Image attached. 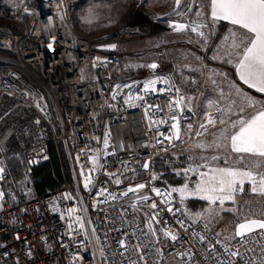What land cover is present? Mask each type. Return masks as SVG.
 I'll return each mask as SVG.
<instances>
[{
	"label": "built area",
	"instance_id": "obj_1",
	"mask_svg": "<svg viewBox=\"0 0 264 264\" xmlns=\"http://www.w3.org/2000/svg\"><path fill=\"white\" fill-rule=\"evenodd\" d=\"M68 2L33 0V7L27 8L30 14L23 8L28 14L26 21L8 15L23 22L18 30L0 28V51L12 56V65L0 71V97L6 95L29 106L50 128L51 141L56 146L59 142L66 145L75 178L74 184L65 180L53 191L31 196L12 178L0 149V167L4 169L0 176V192L4 193L0 200V264H227L228 260L264 264V239L257 233L243 243L239 237L223 241L206 223L190 219L173 198L172 212L167 211V204L159 203L161 197L151 189L168 190L153 179L152 166L179 139H164L170 135L173 121L160 125L152 122L169 115L167 104L178 99L176 89L179 96L184 94L171 72L156 69L143 77L113 81L110 67L119 60L117 52L123 41L135 37L136 32L83 35L70 20ZM198 10L194 6L192 15ZM194 21L199 23L192 17H156L151 26L157 31L153 29L152 34L192 33L201 43L202 38L190 28L177 32L170 26L192 25ZM201 31L204 33V28ZM158 77L169 83H158L156 92L144 93V82ZM116 85L121 87L117 89ZM128 95L144 99L125 103ZM213 102L210 114L219 120L221 107ZM149 105H159L161 110L149 109ZM189 107L175 109L181 131L187 124L196 127L197 103ZM212 127L209 125L207 130ZM98 153L93 170L91 158ZM23 156L30 175L49 159L47 142L25 148ZM86 176L92 181L88 189L84 187ZM117 179L119 184L115 183ZM141 183L146 185L144 189L123 194ZM101 189L104 195H100ZM142 195L151 199L145 203L139 199ZM152 202L157 203L156 209L149 207ZM69 208L77 209L72 219ZM156 213L159 222L150 220ZM77 216L84 221L83 228L76 223ZM163 229L177 239L165 236ZM121 240L126 247L120 246ZM225 246L232 251L239 249L243 258L228 256Z\"/></svg>",
	"mask_w": 264,
	"mask_h": 264
},
{
	"label": "rangeland",
	"instance_id": "obj_2",
	"mask_svg": "<svg viewBox=\"0 0 264 264\" xmlns=\"http://www.w3.org/2000/svg\"><path fill=\"white\" fill-rule=\"evenodd\" d=\"M174 2L175 0H69L68 12L73 26L83 35L94 36L113 31L128 32L130 30L136 32L135 37L123 41L117 54L119 60L110 67L113 81L146 76L153 71V69L146 66L151 63L158 65L156 70L169 72L173 69L179 72V77L193 79V76L197 74L190 67L193 63H197L202 69L201 63L207 67V47L204 40L205 30L204 38L200 41L201 43L195 40L192 33L183 32L165 36L152 34L153 28L151 21L156 17L176 16L180 20H186L191 17L194 20L196 19L195 16H192V10L194 6H198L200 11L201 6L199 0H195V3L191 4V11L188 10V5L191 3V0H182L180 8L178 9L174 6ZM1 3L6 5V8H9V16L18 15L22 18V21H26L28 18V14L23 12V8L31 9L33 7V0H0ZM178 12L183 13V15H177ZM6 20L18 28L23 23L21 20H13L10 17H7ZM200 44H202V47ZM0 58H5L4 60L12 62V58L3 56H0ZM177 62L181 64H177ZM198 73L200 74V79L206 76V73L204 74L200 69ZM174 76L176 77V73H174ZM191 84L194 86V83ZM181 91L184 94V105L186 108L194 102L197 103L198 120L196 127L192 126L190 131L187 128L188 124L184 126L176 146L155 159L161 158L163 160L162 163L171 169L172 181L168 183L161 182V185L168 191L173 187H182L184 183H188L190 187H194L198 177L191 172L185 177L183 171L190 165L192 167L200 164H209L214 167L241 166L236 162V157L229 154L225 148H216L213 141L220 136L222 129H227V134L231 132V123L234 121L229 118L235 112L239 114L240 108H248L246 104L241 106L242 103L240 102L244 100L239 96L233 98L236 94L234 90H229L226 85H222L221 92L227 98L226 100L229 104H223L221 106V104L216 102L220 105L221 110H223L220 118L225 119L227 123L224 125L217 123L216 126L204 132L200 129L199 125L206 123V115L214 110V99L210 98V102L213 103L205 109L202 104L206 99L207 89H190L189 93L195 92L194 96L188 95L189 93L185 92L184 89H181ZM8 98L1 96L0 104ZM229 106H231L232 115L225 114ZM13 118L14 114H6L0 111V132L3 131L0 140V149L4 154L5 141H11L13 133H15V138L18 134L13 131V128L5 130L6 124L9 127ZM197 131L203 134L197 136ZM197 144H203L205 147L197 148ZM212 156H218L219 160L213 161L211 159ZM5 158L7 163L6 155ZM225 159L228 161L227 164L224 163ZM206 170L205 168L200 169V171ZM153 174L156 176L154 172ZM156 181L159 182L158 178ZM172 198L176 203L181 204L178 193H173ZM185 201L181 205L187 214H191L189 217L194 221L206 223L223 241L234 239L232 237L236 231V226L238 223L243 222L245 217L264 219V196L253 194L248 184H245L243 193L237 194L235 204L231 202L225 203L224 208L228 210H221L219 205H213L211 206L213 211L210 214L206 211L209 205L204 201L205 207L203 211L197 212L202 214L198 217L196 213L189 212Z\"/></svg>",
	"mask_w": 264,
	"mask_h": 264
},
{
	"label": "snow or ice",
	"instance_id": "obj_3",
	"mask_svg": "<svg viewBox=\"0 0 264 264\" xmlns=\"http://www.w3.org/2000/svg\"><path fill=\"white\" fill-rule=\"evenodd\" d=\"M182 0H175V7L178 9ZM195 0H191L188 5V10L191 11V4H194ZM210 19L216 23L225 21L233 26V30H230L229 35L224 37V40L228 43V55H235L237 57V62L235 63V68L239 79L243 84L247 85L248 88L254 89L256 92L264 94V0H210ZM25 12H29L27 8L24 9ZM202 10L196 12L197 17L202 16ZM177 15H183V13H177ZM175 31L183 32L190 28L193 33H196L201 38H204V33L201 29L208 27L206 23L193 22L192 25L185 23H173L170 25ZM235 29L242 30V33H238ZM246 34V35H245ZM115 47V45L111 46ZM147 67L155 70L158 65L156 63H151L146 65ZM158 83L168 84L169 80L164 77H158L154 79H149L143 84L144 93L156 92V85ZM121 86L116 85L119 89ZM124 87H132V85H124ZM171 90V86H169ZM161 93L164 91L160 90ZM178 99L172 100L167 104L169 115L160 121H153L156 125L167 123L171 120L173 123L170 125L171 133L170 135L164 136V139L170 142L174 139H180L181 128L180 120L176 115V108H182L184 105V97L179 96V89H176ZM236 94L241 96L246 102L247 107L253 108L257 106V101L247 94L241 93L239 88H236ZM221 95L223 93L221 92ZM115 99V95H113ZM144 97L140 95L132 96L128 95L125 103H130L133 100H143ZM210 102V106H211ZM149 109L155 107L157 111H160L159 105H149ZM191 111V108H188ZM218 111H223L218 109ZM231 106L227 109L226 115L231 114ZM243 111V108H240ZM217 123L224 125L227 121L223 118L219 120L212 117L211 114L206 115V123H201L199 125L200 129L207 131L209 125L215 126ZM188 130L192 129V125H187ZM231 128L233 131L230 135L227 134V129H222L220 136L213 141L216 148H227L231 154H235L236 162L240 164L237 166H227V167H214L209 164H200L196 167L191 165L184 169V175L187 177L188 173L191 172L196 175L198 179L196 180L194 187H190L188 183H184L182 187H173L169 191H161L159 188L153 187L151 190L156 194V196L161 197L159 201L160 204H167V211L172 212V194L178 193L180 198V203L186 199L194 198L206 201L209 208L206 209L208 213H212L213 205H219L221 210H228L224 208L226 202L236 203V196L238 193H243L245 190V184L250 186V190L253 194L264 196V104L259 105V110L251 115L249 118H239L231 123ZM200 131L196 132L197 136L202 135ZM160 135H164L160 133ZM105 147L108 146V139H104ZM197 148H204L205 145L197 144ZM93 156L92 163L94 165L93 170L97 166V158ZM213 161L219 160L218 156H212ZM225 164L228 163L227 159L224 161ZM144 168L148 167V164L143 165ZM205 168L206 171H200V169ZM4 169L0 167V173H3ZM179 175V173H177ZM83 175V173H82ZM2 178V177H0ZM158 177L153 176V179ZM91 178L85 177L84 187L89 188L91 184ZM115 183L119 184L120 180L117 179ZM146 187L145 184L141 183L135 188L129 187L123 194L125 196L130 192H137ZM105 190H100V195H104ZM112 199L116 197L108 193ZM4 193L0 192V200H3ZM65 198H69L68 195ZM139 199L147 203L151 197L148 195H142ZM149 207L152 209L157 208V203L152 202ZM77 211L76 208L68 209V216L72 219V214ZM188 215H191L188 213ZM199 217L202 214L196 213ZM159 213L150 216L151 221H157ZM76 223L80 225L81 228L84 227V221L80 217L74 218ZM149 229L155 234V230L152 229L151 223L148 225ZM69 229L71 231L72 225L69 224ZM94 231V230H93ZM164 235L169 237L171 240L175 241L177 236L172 234L168 229H163ZM253 233H257L262 239H264V219L247 218L240 222L236 226V231L234 233L235 237H239L243 243L246 238H250ZM204 238L201 237V240ZM122 248L126 247L123 240L119 241ZM225 252L230 257H241L239 249L232 251L230 248L225 246ZM219 264H224V261H220ZM227 264H235L233 260H228Z\"/></svg>",
	"mask_w": 264,
	"mask_h": 264
},
{
	"label": "trees",
	"instance_id": "obj_4",
	"mask_svg": "<svg viewBox=\"0 0 264 264\" xmlns=\"http://www.w3.org/2000/svg\"><path fill=\"white\" fill-rule=\"evenodd\" d=\"M8 11L9 8H6V5L1 3L0 28H10L16 31L18 30V27L6 20L8 17ZM0 56L12 58L10 54L3 51H0ZM4 59L5 58H0V71H3L5 68L12 65V62H8ZM4 96L9 97L6 95ZM0 111L6 114H14V118L9 124L10 126L7 127L6 124L5 130L13 128V131L18 133L16 138L14 137L15 133H13L11 137L12 140L5 141L4 143L7 165L12 178L23 184L29 190L31 196H37L53 191L61 187L65 180L74 183L73 164L66 149V145L63 142H59L56 146L51 141L52 133L50 128L37 118L35 112L29 106L9 97L0 104ZM2 135L3 131L0 132V140ZM39 142H47L49 159L36 166L32 174L27 175L23 150ZM162 161L161 158H158L152 166L153 172L159 180L157 183L160 186H163L161 185L162 181L168 183L173 179L170 167L162 163ZM185 204L187 205L189 212L194 213L203 211L205 207V202L203 200L194 198L187 199Z\"/></svg>",
	"mask_w": 264,
	"mask_h": 264
},
{
	"label": "crops",
	"instance_id": "obj_5",
	"mask_svg": "<svg viewBox=\"0 0 264 264\" xmlns=\"http://www.w3.org/2000/svg\"><path fill=\"white\" fill-rule=\"evenodd\" d=\"M210 0H199V4L201 6L200 11L202 10V16L197 17L195 16V20H197L199 23L203 22L208 25V27H205V44L207 47V67L202 66L200 68L197 63H193L190 67L192 68L193 72H196L193 76V79L190 78H183L179 77V72L177 70L171 69L169 72L173 74L174 81L176 82L177 86L179 88L184 89L185 92L189 93L190 89H198L201 88L202 90H208L206 93V99L203 101L202 104L203 107L206 109L208 106H210V98H213L215 101H217L221 106L224 104H229V102L226 100L223 95H221V88L222 85H226V87L229 90H234L236 93V88H239L241 90V93L247 94L248 96L252 97L254 100L257 101V106L250 108L248 107L243 108V111H239V114L236 112L232 115L234 116L229 119H233V121H236L239 118H249L251 115L255 114L259 110V105L264 104V94L256 92L254 89H250L247 87V85L243 84V82L239 79V76L237 74L235 63L237 62V57L235 55H228V43L224 40V37L229 35L230 30H233V26L228 24L225 21L216 22L214 23L210 19V8H209ZM175 6V2H174ZM199 11V10H198ZM238 33H242V30L235 29ZM246 35V34H245ZM180 62H177V64ZM181 64V63H180ZM188 66V65H186ZM196 69V70H194ZM200 69L201 72L204 74L206 73V76L202 79H200V74L198 73V70ZM180 71V70H179ZM191 72V73H193ZM174 73H176V77L174 76ZM191 83H194V86H192ZM197 86V87H196ZM195 92L189 93L188 95L194 96ZM236 95V94H235ZM233 98H237L238 95H236ZM242 98L241 96H239ZM229 100V99H228ZM241 106L245 105V101H241ZM24 104V103H23ZM25 105V104H24ZM247 106V104H246ZM208 110V109H207ZM233 129L231 130V132ZM231 132L228 134L230 135ZM229 154L230 151L225 148ZM234 157L235 154H232Z\"/></svg>",
	"mask_w": 264,
	"mask_h": 264
},
{
	"label": "bare ground",
	"instance_id": "obj_6",
	"mask_svg": "<svg viewBox=\"0 0 264 264\" xmlns=\"http://www.w3.org/2000/svg\"><path fill=\"white\" fill-rule=\"evenodd\" d=\"M153 29H154V31H157V27H153ZM160 30H158V32H159Z\"/></svg>",
	"mask_w": 264,
	"mask_h": 264
},
{
	"label": "water",
	"instance_id": "obj_7",
	"mask_svg": "<svg viewBox=\"0 0 264 264\" xmlns=\"http://www.w3.org/2000/svg\"><path fill=\"white\" fill-rule=\"evenodd\" d=\"M30 12H31V11L29 10V12H27V13L30 14ZM1 175H2V173H0V176H1Z\"/></svg>",
	"mask_w": 264,
	"mask_h": 264
}]
</instances>
